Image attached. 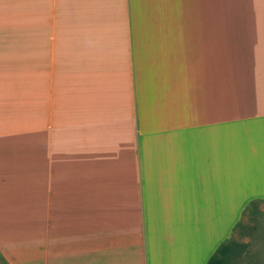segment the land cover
Instances as JSON below:
<instances>
[{"label": "crops", "instance_id": "crops-1", "mask_svg": "<svg viewBox=\"0 0 264 264\" xmlns=\"http://www.w3.org/2000/svg\"><path fill=\"white\" fill-rule=\"evenodd\" d=\"M264 202V0H0V256L206 264Z\"/></svg>", "mask_w": 264, "mask_h": 264}, {"label": "rangeland", "instance_id": "rangeland-1", "mask_svg": "<svg viewBox=\"0 0 264 264\" xmlns=\"http://www.w3.org/2000/svg\"><path fill=\"white\" fill-rule=\"evenodd\" d=\"M232 238L247 243L245 253L234 264H264V202L257 203L255 212H246ZM0 264H3L0 260Z\"/></svg>", "mask_w": 264, "mask_h": 264}, {"label": "trees", "instance_id": "trees-1", "mask_svg": "<svg viewBox=\"0 0 264 264\" xmlns=\"http://www.w3.org/2000/svg\"><path fill=\"white\" fill-rule=\"evenodd\" d=\"M260 201H251L245 208L243 215L246 212H255L257 203ZM242 219V218H241ZM241 226V220H239L235 226V229ZM247 248V243L240 242L232 237L223 241L209 257L206 264H234L238 259L242 257ZM0 260L3 264H7L6 261L0 256Z\"/></svg>", "mask_w": 264, "mask_h": 264}]
</instances>
